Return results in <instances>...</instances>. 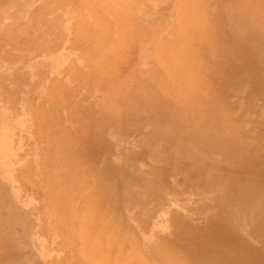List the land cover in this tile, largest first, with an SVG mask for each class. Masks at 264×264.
<instances>
[{"label": "rangeland", "instance_id": "1", "mask_svg": "<svg viewBox=\"0 0 264 264\" xmlns=\"http://www.w3.org/2000/svg\"><path fill=\"white\" fill-rule=\"evenodd\" d=\"M200 4L199 21L222 26L207 41L178 22L189 0H0L1 264H167V245L188 258L201 249L203 259L264 263V250L245 255L264 249V0ZM212 63L220 80L228 69L246 79L260 116L250 131L213 140L196 122L181 71ZM240 132L255 157L244 171L229 156ZM66 175L54 195L74 200L67 228L50 187ZM102 182L116 219L88 232L91 247V233L106 246L89 258L80 232L110 203L91 202Z\"/></svg>", "mask_w": 264, "mask_h": 264}, {"label": "bare ground", "instance_id": "2", "mask_svg": "<svg viewBox=\"0 0 264 264\" xmlns=\"http://www.w3.org/2000/svg\"><path fill=\"white\" fill-rule=\"evenodd\" d=\"M123 1L127 5L130 3V0H123ZM201 8H202V4H200V0H189L188 8H186L183 12V19L180 20L179 18L178 22L180 26H183L182 23H188L186 34L189 37L194 38V39L196 37H199L203 41H207L210 38V36H213L215 34V32L218 33V29L222 28V26L221 24H216L215 26H210L209 24L203 25L199 21ZM222 30L225 31L224 29ZM220 35L222 37L226 36L225 32L223 34L220 33ZM186 50L187 49L185 48L184 50L185 60H187L188 58L192 56ZM216 63L219 66H222L219 62H216ZM216 68L218 67H216V65L212 63L208 65L207 67L201 68L200 70L197 69L198 71L192 76L190 75L189 71L186 68H184L181 71L182 73L185 74L186 77L190 78L189 85L186 84L187 91L185 92V94L195 104V114H196V117L198 118L196 122L200 124L201 127L204 128V130L207 131V133L212 137L213 140L220 139V138L224 139V136H226L225 133L228 130H231L235 126H240V128L238 129V130L241 129L240 131L248 132L251 130L252 125L257 124V122L260 121L259 113L256 112L258 108H256V106H254V103L252 102L253 97L251 94H248V92L245 90V87L248 84L246 79L243 76H240L239 72H232L233 70H229L228 68H226L228 69L226 70L224 68L223 71L224 70L229 71V74L227 72L228 75H226V72H224L225 73L224 75L226 76V79L224 78L226 80L225 82V80H220V76L217 75V73L220 75L219 73L220 71L214 74ZM221 74H223V72H221ZM216 75L219 78L216 77ZM221 79L223 78L221 77ZM219 83L222 86L219 85ZM221 88L223 92L219 91ZM224 90L226 91V94H224L225 92ZM220 92L223 93L224 95L221 94ZM222 96L227 97L228 99L223 98ZM230 96L231 98L235 99V97H238L239 99L237 98L234 101H232L233 100L232 99L230 101L231 99ZM245 113H246V118H247L246 120L247 124L245 125V127H243L244 125H240L243 122H240V121L245 119V115H244ZM254 114L256 116H254ZM242 136H244V134L240 132L238 136L230 138L229 146H230V150L232 149L233 152L229 153V156L235 158V161H238L236 163L238 167H236L237 165L235 166L236 169L244 171L246 169H249L250 166H253V163H254L253 160H255V157L248 156L249 153L245 152L242 149V147H240L241 142H239V139H241V141L244 142V140H247L246 138H249L248 136H244V139H243ZM58 150L61 152H64L66 149L58 148ZM82 170H83L82 172L83 174L81 178L84 179L86 183H88L87 186L89 187L94 186L95 181L93 178L95 177L96 172L93 171L91 166H89L88 164ZM71 179H70V176H67V175L64 177L58 176L50 184V187H52V193L54 197V206L56 205V207L59 208V210H61V212L63 213V219H62L63 222L61 223V226H64L65 228L69 226L71 220L75 219V214L73 211L75 212L77 211L75 210L74 200H71L69 204L66 203L67 200L65 198L68 196V192L65 191L63 195H58V191H59L58 190L56 195H54V187H58V186L66 187L71 182ZM111 187L112 186L110 184L109 186H106V184H103L102 182L100 186L95 189V193L93 192L90 197L91 202L93 204L94 203L102 204L103 202H107L108 200H110L108 201L110 203H107L105 206H102L98 210L99 211L98 215L100 216L99 217L100 223H95L94 226L89 223L88 227L81 230L80 232V237L83 240H85L87 242L86 245L90 247L88 251L83 253L85 255H88L89 258H92L94 256L92 249L93 250L98 249V252L100 254H103V256H106V251H105L106 246H101L99 244L98 236L93 235L92 233L90 234V237L93 241V246L91 247L87 234L88 232H91V230L95 228L96 226H100L102 229L107 230L106 229L107 225L105 223L108 220L109 216L112 218V220L116 219V216H114L113 207L115 204L112 202ZM63 198H64V202L62 203ZM65 210L70 211L68 216L65 213ZM94 217L95 215L88 216V219L90 220L91 223L96 222L97 219ZM118 221L122 222V220H118ZM261 225H264V220H262ZM260 228L264 230V227H260ZM67 235H69V233H67ZM0 238H2V234ZM11 242L15 243V240H11ZM132 245L134 246V244ZM133 249H136V248L133 247ZM204 249L206 250V248ZM261 250H264V249L253 247L251 249H248L249 252L246 253L245 255H250V256L252 255L253 257H255L256 255L261 253ZM200 251L202 250L200 249ZM200 251H199V254L197 253L198 257L193 256L192 252L186 253L187 255H189V258H188L184 254L176 252L174 248H170L167 245L165 247L164 258L167 264H221V263L222 264H234L235 262V259L230 260V257H227L222 252H217L216 254L219 257L223 256L222 257L223 261L208 260L205 257H204L205 259L204 260L203 257L200 255L201 253ZM206 251L208 252V250ZM124 252H127V251L124 250L123 253ZM9 253L14 256H17V252L10 251ZM109 254H110V251H109ZM9 264H18V262L15 260ZM250 264H253V262H251Z\"/></svg>", "mask_w": 264, "mask_h": 264}]
</instances>
